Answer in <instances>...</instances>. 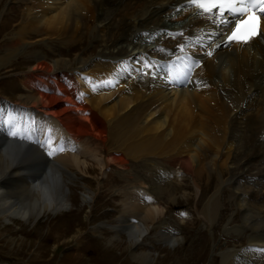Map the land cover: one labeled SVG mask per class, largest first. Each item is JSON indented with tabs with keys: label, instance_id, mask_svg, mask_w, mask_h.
<instances>
[{
	"label": "bare ground",
	"instance_id": "1",
	"mask_svg": "<svg viewBox=\"0 0 264 264\" xmlns=\"http://www.w3.org/2000/svg\"><path fill=\"white\" fill-rule=\"evenodd\" d=\"M122 1L24 0L21 18L25 21L21 19L15 31L11 32L13 37L4 43L5 49L10 48L8 55H18L25 49L24 39L29 33L45 36L46 39L43 37L45 41L59 40L63 44H76L82 38L92 36L93 39L101 42V47L96 56L89 61H87L89 57L86 56L73 59L76 66L74 69L70 68L73 63L71 59L57 58L51 63L43 57L51 56L44 50L58 56L57 49L66 48L65 45L55 44L52 49L34 52L31 55L35 60L34 64L27 73H22V82L24 87L31 89L25 88L27 92L32 90L39 92L24 94L19 97L20 100L33 107L41 105L42 110L56 117L70 135L81 138L87 149L90 147V142H87L88 137L102 144L104 149H100V145L96 148L97 153L101 155L98 163L101 167L116 166L117 171H122L120 167L127 169L131 163L128 151L132 149L125 147L132 145L138 148L136 154L143 152L142 156L145 152L159 155L163 149L170 154L177 149L174 148L177 144L184 143V148L179 152V154L184 153L180 156H186L181 159L184 166L182 171L189 173L194 170V162L191 161V156H194V159H197V170L191 174L193 178L197 177L198 172L204 173L200 167L204 168L206 164L203 159L211 154L214 156L224 154L225 159H232L238 163L236 171H232L233 174L239 172L240 166L243 170L247 169L249 165L245 163L264 159V142L256 143L253 137L244 134L238 139L243 142L238 144L237 137L234 136V130L239 126V111L250 105L245 104V100L256 89L259 90V95L254 96L253 101H250L256 109L245 114L243 118L245 124L253 126L251 130L253 135L262 132L259 131L261 127L259 119L264 116V46L257 44L250 47L259 38L243 47L235 45L230 53L222 52L213 58L211 63L217 66V69L215 73L213 68H209L207 72L215 76V79L214 83L210 82L213 86L206 92L165 93L155 83L148 84V89L144 90L140 84H130V80H126L123 76V69L111 62L129 53L128 49L132 46V42L128 40L138 28L148 26L152 21L156 24L162 22V13L166 11L168 4L175 0ZM102 5H105L109 14ZM121 23L122 27H120ZM210 42L207 41V44ZM218 61L224 64L217 65ZM1 64L3 61L0 62ZM46 74L51 77H61L65 74L68 79L77 80L78 88L72 87L67 82L66 85L57 84V93L50 92L49 89L39 90L43 86V81L51 78H40L37 75ZM222 87H228L227 92ZM79 94L82 96L81 99L76 97ZM75 103L77 107H74ZM76 110H80V114L76 113ZM247 118L254 124L247 121ZM241 124L243 125L242 120ZM195 135L199 136V141L195 145L200 148L202 143L204 146L202 153H199L198 148H194L195 145L187 147L186 139ZM105 149L107 155L103 153ZM58 159L57 162L48 163L41 152L34 147L15 142L0 143V216L2 218L6 221L16 218L28 223L32 219L35 221L43 215L56 214L66 208L64 180L70 179L72 176L69 177L71 174L69 171H76L83 161L80 162L75 155H62ZM209 166L212 168L211 164ZM93 168L86 167L84 173H90ZM255 170L261 171V167L256 166ZM30 172L33 173V179L25 178L31 177ZM150 185L152 184L146 186L147 189L143 193H149L147 192L149 187H153ZM252 190L259 191L253 188ZM253 195L256 196L257 193ZM258 195H264V189ZM134 196L136 197L134 199L139 198L137 195ZM128 203L129 206L122 212L125 213L123 215L120 213V216L125 217L128 212H132L130 216L139 218L140 223L142 222L136 224L130 236L131 244L137 249L144 241V236L141 242L139 238L146 231L147 221H154L155 214L154 211L146 208L142 216L141 210L146 204L139 206L138 203H134L133 207L130 205L131 202ZM261 209L264 216V207ZM135 212L142 217H136ZM121 222L119 221V226ZM112 229L117 233L115 226L112 225ZM257 234L264 238L262 233ZM172 235L167 231L162 236L169 240L175 239ZM255 239L257 237H253L249 243ZM237 255L239 260L246 258L244 253ZM238 261L234 262L226 254L223 264H238Z\"/></svg>",
	"mask_w": 264,
	"mask_h": 264
},
{
	"label": "rangeland",
	"instance_id": "2",
	"mask_svg": "<svg viewBox=\"0 0 264 264\" xmlns=\"http://www.w3.org/2000/svg\"><path fill=\"white\" fill-rule=\"evenodd\" d=\"M14 1L0 0V57L2 56L0 62L3 61V64L0 65V94L11 99H20L19 97L22 95H17L24 94L25 91L22 92L23 89L19 85L18 73L31 69L30 67L35 61L31 55L34 52L47 48L52 49L55 44L61 46L63 42L59 40L45 41L43 40L45 36L29 33L24 39V42H30L29 46L24 47L25 49L18 55H8L10 48L7 47L5 49L4 43L13 37L11 32L15 31L16 25L21 21V12L24 9L22 5L16 4ZM21 1L24 2V0ZM22 20L25 21V19ZM122 26L123 24L121 23L120 27ZM84 38L85 40H88V38L90 40L92 39V41L98 40L93 39L92 36ZM84 38L78 43L82 42ZM78 43L73 44L77 45L79 49ZM73 44H65V46L67 47ZM86 47L87 41L82 44L83 49ZM100 47L101 42L99 46H96V51L94 50L95 55H90L91 57L89 56L87 61L96 56ZM92 48L95 49V46ZM57 50V55L60 56L59 58L71 59L72 61L73 59L77 60L80 58V56L74 57L77 52L72 54L70 58H66L60 54V49ZM54 57L56 55L48 61L52 63L53 60L57 59ZM10 59L11 61H9ZM29 62L32 65L28 68ZM70 68H76L74 61ZM27 71L22 73L25 74ZM22 79L23 74L20 76L21 82ZM22 84L24 86L23 82ZM25 88L31 90L29 87ZM38 106L41 107V105ZM252 127H250L251 130ZM96 145L98 146H95L90 151L89 158L78 157L80 162L83 161L81 163L82 165L80 164L79 168L74 172L70 170L69 172L71 174H68H70L69 177H72L64 180L66 208L63 211L56 214L43 215L39 219L35 221L32 219L28 223L16 218H11L10 221H6L0 216V264H204L209 258L211 259L209 264H212L213 260V264H223L226 254L233 259L232 248L238 252L242 250L244 245L248 244L247 237L250 231L249 227L243 222L247 221L253 224V220L245 218L242 221L243 217L239 211V207H237V201L231 196V190L234 188V184L228 188V185L222 184L221 187L220 178L222 177L219 175L220 170L218 167L215 169V175L205 174L204 171V173L197 174V177H194V181L199 183L200 187L208 186V179H211L213 183L219 186L222 190L220 193L223 195L220 198L217 195L214 201H211L210 197L215 195V193L218 194L219 189L217 190L211 184L209 189L201 192L200 188L193 185V181L189 177H186L182 181L175 179L163 185L155 186L156 194L154 196L162 203L163 208L161 209L157 205L146 209L154 211L155 219L154 221L150 220L151 222L149 220L147 221L146 231L139 238V242H141L143 236L144 238L148 237L145 239V243L137 248L138 251L135 250V245H132L128 238H123L118 233H115L112 225L110 227L114 233L111 229H104L103 227L101 229V231L104 230L103 235L97 236L96 233L100 234L98 232L100 225L105 224L108 226V224H113L120 212L119 210H111L119 203L115 201L118 200L116 196L119 190L130 186L135 187L134 183L141 180L140 178L145 177L144 174L137 172L138 164L143 160L149 161L151 158L159 159V156L167 153L163 149V152L159 153V155L145 152L141 156L143 152L136 154L138 150L136 146H124L127 149H132L128 151L129 153L127 152L131 158L130 162H132L127 170L122 171H115V169H112L114 166H111L110 168L112 170H110L116 177L110 181L109 178L104 179L105 175L101 172L103 166L101 167L98 163L101 155L97 153L96 148L100 145L99 148L104 149L103 145L99 142ZM177 146L178 144L174 148H178ZM103 153L107 155V149L103 150ZM232 161V165H229V174L233 170L236 171L238 167V163L234 160ZM211 165L213 168L214 164ZM86 167L94 168L90 173H84ZM32 170L34 171L35 168L33 167ZM30 175L33 177V173L30 172ZM212 176L213 178H211ZM123 179L128 181L124 182L122 181ZM121 181L122 183H120ZM121 184L124 185L121 186ZM158 187L167 188H159L160 192ZM124 191L128 193L126 190ZM126 204L129 206L127 201L124 202V206ZM119 205L121 204L119 203ZM130 205L134 207V202H131ZM176 206L185 208L188 216L182 218L178 213H175L174 208ZM211 207L212 210H209ZM253 208L258 212L263 211L261 207L253 206ZM205 213L212 216L205 218ZM261 213L260 215L262 217L263 212ZM135 214L136 217L139 215L138 212H135ZM260 215L253 213L252 218L258 221L257 226H261V228L259 230L253 228L250 234L262 233L264 235V219L261 220L259 218ZM158 217L160 218L158 219ZM155 221H157V225L163 224L164 227H176L181 230V234L176 236L177 239L174 243L168 244L157 234L159 228L153 229V223ZM235 234L239 236L235 237ZM241 234L243 238L240 237ZM259 238L262 237L259 236ZM167 240L172 241L175 239ZM149 245H152L153 250L150 252L151 256L147 253ZM213 251H215V255ZM256 258L259 261H264V255L261 253H257ZM254 260L255 258L251 257L248 264H259V262L254 263Z\"/></svg>",
	"mask_w": 264,
	"mask_h": 264
},
{
	"label": "snow or ice",
	"instance_id": "3",
	"mask_svg": "<svg viewBox=\"0 0 264 264\" xmlns=\"http://www.w3.org/2000/svg\"><path fill=\"white\" fill-rule=\"evenodd\" d=\"M189 3L198 10V13L218 16L219 23L231 29L226 37L227 43L222 40L221 45L217 47L229 46L233 42L247 44L254 37L261 35L259 22L260 18L264 17V0H189ZM226 14L235 17L234 26L233 22L225 19ZM208 55L211 56L212 52L209 51ZM9 134L14 138L18 136L16 131H10ZM19 139L23 140L24 137L21 135ZM48 155H53V152H48Z\"/></svg>",
	"mask_w": 264,
	"mask_h": 264
}]
</instances>
